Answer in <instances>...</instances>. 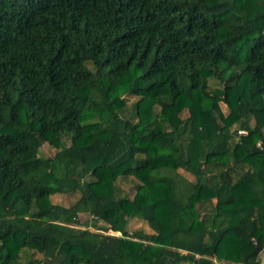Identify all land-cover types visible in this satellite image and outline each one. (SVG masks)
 I'll list each match as a JSON object with an SVG mask.
<instances>
[{
    "label": "trees",
    "instance_id": "16d2710c",
    "mask_svg": "<svg viewBox=\"0 0 264 264\" xmlns=\"http://www.w3.org/2000/svg\"><path fill=\"white\" fill-rule=\"evenodd\" d=\"M263 248L264 0H0V264H259Z\"/></svg>",
    "mask_w": 264,
    "mask_h": 264
},
{
    "label": "rangeland",
    "instance_id": "374dc122",
    "mask_svg": "<svg viewBox=\"0 0 264 264\" xmlns=\"http://www.w3.org/2000/svg\"><path fill=\"white\" fill-rule=\"evenodd\" d=\"M124 98H125L127 106H128V108L126 110V112H127L126 115L130 116L131 113H130L129 109H130L131 103H133L137 99V97L134 95H126ZM220 107L224 113H227V108L223 103H220ZM155 110L157 111L158 109L155 108ZM250 124H253L252 118H251ZM65 143H67V141H65ZM54 152H56V149L46 142L43 143L41 145V147L39 148V155L44 156V157L51 156L54 154ZM182 174L189 177V178H192V176L186 175V173H184V172H182ZM136 184H137V182L132 177H127V178L118 177V179L115 181V185L117 186V188L121 189L129 197H132V195L134 194L135 189H136L135 188ZM77 195H78L77 192H73V193H69V194L57 193V194H52L50 196V199L53 203H57V204H61V205L66 206V205L70 204L72 201H74V199H76ZM80 219L82 221H87V223L91 222L89 216H87L86 214H82L80 216ZM89 228L92 229L90 226H89ZM127 229L130 232L134 231L136 229H141V230L148 232V233L152 232V230L149 228L146 221L139 220L136 218H132L129 220L128 225H127ZM27 253H28V256L30 255L33 257H40L39 253H36L33 250H29ZM19 260L21 262L25 261V255L23 252L21 253ZM263 260H264V248L261 251V257H260L259 261L262 262ZM218 262L225 264V262H223V261H218ZM260 262H259V264H260ZM182 264H184V263H182Z\"/></svg>",
    "mask_w": 264,
    "mask_h": 264
},
{
    "label": "built area",
    "instance_id": "2783aa9c",
    "mask_svg": "<svg viewBox=\"0 0 264 264\" xmlns=\"http://www.w3.org/2000/svg\"><path fill=\"white\" fill-rule=\"evenodd\" d=\"M247 130L246 129H239L237 130L236 132V139L237 140H240L241 137L243 136H246L247 135ZM256 146H258L259 148H261V142L260 141H257L256 142ZM92 229L91 230H95L97 232H100V233H103V234H108V235H113V236H118V232H115L113 231L112 229L110 228H107V229H100V228H93L91 227ZM215 263H218V264H224V263H220V262H217V261H214Z\"/></svg>",
    "mask_w": 264,
    "mask_h": 264
},
{
    "label": "crops",
    "instance_id": "0c3cea01",
    "mask_svg": "<svg viewBox=\"0 0 264 264\" xmlns=\"http://www.w3.org/2000/svg\"><path fill=\"white\" fill-rule=\"evenodd\" d=\"M260 257H261V252L259 253V260H260ZM260 262V261H259ZM260 264H264V260L262 262H260Z\"/></svg>",
    "mask_w": 264,
    "mask_h": 264
}]
</instances>
